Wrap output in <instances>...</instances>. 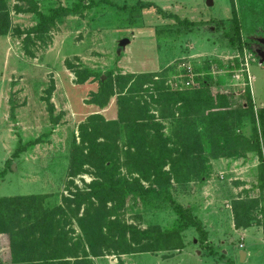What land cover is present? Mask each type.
Returning <instances> with one entry per match:
<instances>
[{"label":"rangeland","instance_id":"374dc122","mask_svg":"<svg viewBox=\"0 0 264 264\" xmlns=\"http://www.w3.org/2000/svg\"><path fill=\"white\" fill-rule=\"evenodd\" d=\"M109 1L117 7L153 3L193 23L210 19L227 23L235 11L241 38L252 52L231 49L221 32H215L213 23L192 28L188 34L158 40L155 30L163 25L177 30L174 21L142 11L136 24L130 26L126 13L105 4L59 17L46 30L34 32L38 14L50 15L55 9L70 8L80 2L87 5L88 1L6 0L10 25L7 33L0 36V197L46 195L44 205L52 209L64 207L63 198L72 199L76 189L88 190L86 185L94 179L89 174L91 167H82L88 173L69 177L72 146L79 143L80 127L89 117L97 115L105 122L117 123L122 107L118 94L107 96L105 107L94 102L99 95L98 82L92 78L82 82L84 69L99 73L101 81H106L105 74L117 67L123 77L156 74L153 80L163 81L170 93L199 89L213 97L226 95V103L215 99L214 107L205 113L225 110L242 114L235 133L250 136L251 127L245 115L246 91L255 109L264 108V65H259L253 53L264 38V0H212L211 7L206 6V0ZM124 40L128 43L118 50ZM251 42L256 46H251ZM131 82H126L122 94L129 96ZM111 86L114 93L120 91L116 77ZM141 89L135 97L150 105L147 115L153 119H148V123L160 126L156 129L167 148L174 152L170 155L174 159L179 150L175 129L181 123L173 122L168 112L164 119L160 118V106L150 99L157 98L154 84H145ZM196 129L204 137L201 124ZM119 130L122 132L118 147L123 150L126 137L122 123ZM34 141L38 142L17 159L12 158L19 145ZM205 157L208 162L200 180L171 179L168 193L201 222L207 232L206 243L201 246L196 230L188 228L181 234L185 248L179 252L109 255L92 259L94 264H264V189L258 185L264 167L253 153L244 157ZM121 160L124 162V156ZM173 161L174 170L185 174L186 165ZM171 166L170 160H166L164 171ZM127 169L130 170L129 166L122 167L121 174H127ZM142 184L149 187L148 182ZM234 204L238 210L250 204L249 216L253 221L249 228L235 230ZM170 206L154 195L145 199L129 196L117 213L121 221L137 229L163 231L176 222ZM65 229L72 230L71 237L80 232L74 222ZM241 251L246 256L239 262ZM0 263H11L7 235H0Z\"/></svg>","mask_w":264,"mask_h":264},{"label":"trees","instance_id":"16d2710c","mask_svg":"<svg viewBox=\"0 0 264 264\" xmlns=\"http://www.w3.org/2000/svg\"><path fill=\"white\" fill-rule=\"evenodd\" d=\"M87 1V5L80 2L70 8L55 9L50 15L38 14L39 23L34 32L46 30L59 17L76 14L99 4L117 7L109 0ZM117 8L128 15L127 22L130 26L136 24L142 11H152L163 20L174 21L177 30L172 25H163L155 30L158 40L173 38L179 33L188 34L192 28L213 23L215 32H221L223 40L231 49L240 53L245 49L251 51L250 45L241 38L240 21L235 11H232V18L227 23L217 19L193 23L180 19L153 3L137 2L130 7ZM9 15L6 0H0V36L8 31ZM105 77L106 81H101L100 74L89 69H84L82 73V82L88 78L98 82L99 95L95 96L94 102L105 107L108 98L118 94V102L122 107L117 123L105 122L97 115L89 117L80 127L79 143L72 146L69 177L88 173L82 167H91L89 174L94 179L86 185L88 190L80 192L76 189L71 194L72 199L63 198L64 207L52 209L44 205L48 197L46 195L0 197V235H7L9 238L10 264H94L92 259L109 255L120 257L160 251L179 252L185 248L181 234L188 228L196 230L202 246L207 242V232L190 209H184L172 200L168 193L171 179L175 182L181 179L184 182L200 180L208 162L205 154L212 158H224L238 155L244 157L253 153L261 168L264 167V108L255 109L247 91L245 115L249 120L251 134L244 137L235 133L240 127L238 119L242 114L225 110L205 113V110L214 107L215 99L218 103H226V95L213 97L208 91L199 89L170 93L163 87V81L153 80L157 77L156 74L123 77L117 67L108 71ZM113 77H116L120 86L117 93L112 91ZM126 82H131L128 91L130 97L121 91ZM148 83L154 84L157 92L156 100L153 97L150 99L151 103L160 106V118L164 119L168 112L173 122L181 123L175 129L179 150L175 151L177 157L174 159L170 157L174 152L167 148L166 141L156 129L160 126L148 123V119H153L147 115L150 105L141 97H135L142 92V86ZM234 116L237 119H232ZM138 118H142L141 121ZM53 122L56 123L55 120ZM119 123L123 124L126 137V145L121 149L124 162L118 147L122 132L119 130ZM199 124L203 128L204 137L196 129ZM37 142L19 145L12 158L17 159ZM166 160H170V166L172 165L168 171H164ZM173 160L186 165L185 174L174 170ZM128 166L130 170L127 169V174L122 175L120 169ZM179 169L182 170V167ZM133 174L136 177H132ZM142 182H148L149 187H144ZM258 185L264 189V171L259 177ZM151 195L170 203L176 216L173 227L163 231L158 228L140 230L120 220L117 210L127 197L145 199ZM250 204L239 210L234 204L235 230L247 229L252 225ZM72 222L80 231L76 237L70 236L72 230L65 229L72 226Z\"/></svg>","mask_w":264,"mask_h":264},{"label":"water","instance_id":"95a60500","mask_svg":"<svg viewBox=\"0 0 264 264\" xmlns=\"http://www.w3.org/2000/svg\"><path fill=\"white\" fill-rule=\"evenodd\" d=\"M206 6L211 7L212 6V0H206ZM126 43H128L127 40L121 41L119 44L118 50H120V48ZM261 45L264 46V38L260 41L258 48L253 50V53L256 56V58L258 59L259 65H264V50H262L260 48ZM12 168L14 169V166ZM245 256H246L245 253L241 251L239 253V262L244 261Z\"/></svg>","mask_w":264,"mask_h":264},{"label":"flooded vegetation","instance_id":"af4514ba","mask_svg":"<svg viewBox=\"0 0 264 264\" xmlns=\"http://www.w3.org/2000/svg\"><path fill=\"white\" fill-rule=\"evenodd\" d=\"M252 45L256 46L255 44H253V42H251V46H252ZM260 48H261L262 50H264V46L261 45Z\"/></svg>","mask_w":264,"mask_h":264}]
</instances>
